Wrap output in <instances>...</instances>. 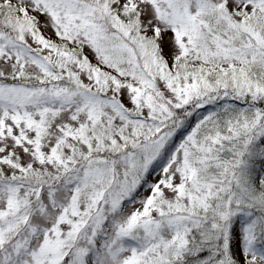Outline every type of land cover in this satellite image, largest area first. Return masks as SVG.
I'll return each mask as SVG.
<instances>
[{"label": "snow or ice", "instance_id": "1", "mask_svg": "<svg viewBox=\"0 0 264 264\" xmlns=\"http://www.w3.org/2000/svg\"><path fill=\"white\" fill-rule=\"evenodd\" d=\"M0 264H264V0H0Z\"/></svg>", "mask_w": 264, "mask_h": 264}]
</instances>
